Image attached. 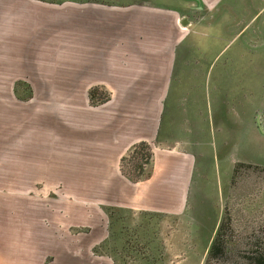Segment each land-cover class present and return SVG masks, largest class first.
Returning <instances> with one entry per match:
<instances>
[{
  "label": "crops",
  "instance_id": "1",
  "mask_svg": "<svg viewBox=\"0 0 264 264\" xmlns=\"http://www.w3.org/2000/svg\"><path fill=\"white\" fill-rule=\"evenodd\" d=\"M28 53L34 54L37 76L27 83L45 89L33 95L40 104L31 119L37 125L25 165L34 167L37 180L50 184L47 196L63 193L66 203L57 212L68 220L20 224L19 248L13 249L14 238L5 239L2 264H43L46 258L57 264H113L92 252L107 237L104 208L180 216L194 176L201 184L208 175L204 133L262 134L258 116L264 130L261 73L254 80L259 102L252 110L239 109L235 118L229 113L250 101L245 70L264 69L256 62L264 53V0H134L122 5L0 0L4 116L10 110L11 70L24 69L12 63L24 64ZM96 87L109 100L92 108L88 92ZM227 140L233 143L232 136ZM140 142L151 147V175L133 183L119 165ZM217 161L227 180L234 164L224 156ZM58 184L62 188L55 191ZM195 192V198L203 193L200 185ZM64 236L72 252L60 251ZM82 243L83 253L75 252Z\"/></svg>",
  "mask_w": 264,
  "mask_h": 264
},
{
  "label": "rangeland",
  "instance_id": "2",
  "mask_svg": "<svg viewBox=\"0 0 264 264\" xmlns=\"http://www.w3.org/2000/svg\"><path fill=\"white\" fill-rule=\"evenodd\" d=\"M38 1L49 5L67 2L122 5L134 2V0ZM44 9L49 8L44 7ZM33 57V53H28L25 55L24 64L12 63L14 67L24 65V69L12 68L11 70L9 113H5L4 116L0 107V264H2L1 257L7 254L5 239L14 238L16 241L12 245L13 249L19 248L20 224L41 220L45 222L68 220L62 212H57L59 208H64L66 203L64 202L65 197L60 196L63 193L50 192L47 196L46 190L50 184L47 186L45 183V186L44 182L37 180L33 171L34 167L25 165V162L29 161V156L26 155L31 147L29 142L33 141L31 137H34V129L37 125L32 121L34 110L36 105L40 104L33 95L40 94L45 89L43 86H38L34 87V90L27 83L28 78L33 79L37 76ZM263 57L264 53L261 54V60L256 62L261 61L264 66ZM245 71L250 75L251 80L250 86L247 87L251 90L250 101L244 102L241 107L232 108L229 111L232 118L239 114V109L252 110L255 107L259 99L257 100L258 95L255 93L258 87L255 86L254 80L260 73L262 75L260 89L262 93L264 91V69L256 67ZM24 76L27 77L26 80ZM239 77L243 78L242 75ZM238 84L237 82L235 85ZM231 88L242 93L240 88ZM209 90H212L211 86H207V91ZM1 91L0 88V93ZM100 93L105 94L104 96L109 100L107 92ZM98 106L100 105H90L92 108ZM259 113L263 114L261 120L264 122V109ZM37 135L40 138L42 136ZM203 136L201 141L208 158L205 167L208 175L201 184L198 181V175L194 176L185 212L180 216L142 214L143 212L132 211L119 212L115 215V226L111 230V234L118 236V239L114 241L112 237L107 239L109 234L107 222V240L105 239L103 243L92 249L94 254L108 257L113 264H251L250 259L254 253L264 252V136L258 133H234L232 135L204 133ZM230 136L233 137L231 144L227 140ZM149 148L151 150L150 146ZM222 156L226 157L236 168L235 174L233 175L232 170L227 180L223 179V173L219 172L217 165L218 158ZM129 157L126 153L123 157L125 160L119 165L121 174L125 178L131 175L134 163L129 161ZM238 162L244 163L239 164ZM148 167L145 166L146 171ZM199 185L203 193H197L198 197L195 198V187ZM60 188L62 186L58 184L55 191ZM36 195L41 196L35 197ZM44 204L46 208H43ZM25 207L35 209H31L30 214L27 212L25 216L21 214ZM54 207L56 213H51ZM69 216L73 219L77 214L74 213L73 216L71 213ZM222 223L226 228L222 232L221 239L225 241L227 249L221 256L208 259L209 248ZM63 238L64 240H60L62 242L59 245L60 251L67 253L70 250L72 252L74 248L66 239L69 237L64 236ZM121 239L125 243L124 249L119 245ZM84 244L82 243L75 252L82 254L86 247ZM136 249H140L139 253H136ZM35 253L37 256L36 250ZM45 256H43L44 259ZM3 263L10 264L9 262ZM57 263H52L50 258H46L43 262V264Z\"/></svg>",
  "mask_w": 264,
  "mask_h": 264
},
{
  "label": "trees",
  "instance_id": "3",
  "mask_svg": "<svg viewBox=\"0 0 264 264\" xmlns=\"http://www.w3.org/2000/svg\"><path fill=\"white\" fill-rule=\"evenodd\" d=\"M102 91H103L102 89L100 90V88L97 87L89 90L88 99L91 106L101 105L108 100V97L104 96L105 94L102 95L100 93ZM127 155L130 156L129 161H132V163L133 162L134 163L132 165L131 175L127 176L126 178L133 183L147 180L151 175V169H152V152L149 146L144 142L135 144L129 149ZM124 160L125 158L122 157L120 160V164L123 163ZM145 166H149L147 171L145 169ZM235 172H236V168L233 169V175L235 174ZM129 211L130 210L117 209L113 207L104 208V213L106 214L108 219V229H109V234L107 239H110L111 237H112L111 239H113L112 241L118 239V236H115V234L113 235L111 234L112 232L111 230L115 226V222H116L115 215L119 212H129ZM142 214H146V213H142ZM225 228L226 227L224 226V223L220 224V226L218 227L216 236L214 237L208 251V259L219 257L225 253L227 249L226 247L227 245L225 244V241L221 239L222 232L225 230ZM119 245L121 248L123 249L125 248V243L122 241V239ZM139 250L140 249H136V253H139ZM250 261L251 264H264V252L259 254L257 252L254 253Z\"/></svg>",
  "mask_w": 264,
  "mask_h": 264
},
{
  "label": "water",
  "instance_id": "4",
  "mask_svg": "<svg viewBox=\"0 0 264 264\" xmlns=\"http://www.w3.org/2000/svg\"><path fill=\"white\" fill-rule=\"evenodd\" d=\"M260 119H259V116L257 117V126H258V129H259V131L262 133V134H264V130H263V128L261 127V124H260V121H259Z\"/></svg>",
  "mask_w": 264,
  "mask_h": 264
}]
</instances>
